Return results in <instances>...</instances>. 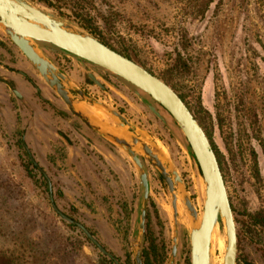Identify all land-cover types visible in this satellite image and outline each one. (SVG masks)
Instances as JSON below:
<instances>
[{"label": "rangeland", "instance_id": "1", "mask_svg": "<svg viewBox=\"0 0 264 264\" xmlns=\"http://www.w3.org/2000/svg\"><path fill=\"white\" fill-rule=\"evenodd\" d=\"M27 1L81 29L85 24L95 37L169 80L200 119L220 161L236 225V263L264 264V231L249 215L264 214V0ZM0 33L2 45L15 51L1 28ZM57 61L72 83L119 111L133 132L174 166L200 220L204 180L176 120L148 93L110 72L88 65L99 86L78 61ZM48 89L43 111L25 110L0 83V253L13 264H135L139 244L145 261L168 264L173 224L165 181L143 157L149 184L139 231L142 195L132 159ZM80 99L85 109L115 126L100 106ZM48 181L60 212L82 223L112 257L53 208ZM178 208L171 264H190L187 214L180 201ZM225 244L219 219L212 264H223Z\"/></svg>", "mask_w": 264, "mask_h": 264}, {"label": "water", "instance_id": "2", "mask_svg": "<svg viewBox=\"0 0 264 264\" xmlns=\"http://www.w3.org/2000/svg\"><path fill=\"white\" fill-rule=\"evenodd\" d=\"M0 28L35 65L45 81L61 97L67 110L131 155L142 186L139 231L144 225L148 179L138 154L145 157L165 181L171 196L173 224L168 264L172 263L177 249V196H179V201L185 207L187 214L185 228L190 240V264H212L211 230L219 219L222 222L226 242L223 264H236V225L216 152L201 123L194 117L191 109L178 92L163 79L129 57L121 55L119 51L108 46L94 35L68 21H64L50 11L32 5L27 0H0ZM37 40L50 42L63 49L65 53L68 52L98 64L117 74L148 93L176 120L178 127L185 135L204 180L202 214L198 224L197 209L194 207L192 198L181 177L176 173L174 166L160 152L154 150L143 138L134 133V125L128 120H123L114 108L90 97L72 83L41 51ZM0 79L2 78L0 77ZM73 93H77L86 102L100 106L105 110L113 118V125L123 129L125 135L103 127L101 122L106 121L93 118L91 112L82 106L81 99ZM80 104L82 105L80 106ZM49 190H51L50 184ZM49 196L53 208L62 218L76 224L102 252L111 256L82 223L60 212L53 202L51 192ZM137 235L139 240L140 235ZM134 259L135 264H142L139 244L136 246Z\"/></svg>", "mask_w": 264, "mask_h": 264}, {"label": "flooded vegetation", "instance_id": "3", "mask_svg": "<svg viewBox=\"0 0 264 264\" xmlns=\"http://www.w3.org/2000/svg\"><path fill=\"white\" fill-rule=\"evenodd\" d=\"M12 43H13L14 47H16L15 51L13 50V48H11L12 46H9L10 48L7 49V48H5V46L2 45L3 44L2 43V37L0 35V77L2 78V79H0V83L4 84L7 89L11 90L15 94L16 100H17L18 104L20 105L19 108L28 110L31 107L33 110H35V108H37V110L43 111L42 106H40V105L48 104V99H49L48 85L49 84L47 83L48 85H45L42 83L40 77L43 80H45V79L42 77V75L40 74L38 69L35 67V65L32 64L28 60V58L19 50L18 46L14 42H12ZM37 43H38L39 47L42 49L41 51L47 56V58L52 63H54L58 67V69L61 72H63V74L65 73V71L63 69L62 63H59L57 61V59H59V60H67V59L72 60L76 64H78V62H79L86 69L87 76H88L89 80H92L93 82H95V84H98L99 86H101V83L93 74V72H95V70L92 68L87 69L88 65L91 67L93 66L94 68H96L97 70H100V71L110 72L112 75L121 79L122 83H124V84L127 83L129 85V83H130V82L128 83L127 80L122 79L117 74L105 69L104 67H102L98 64L86 61V60L81 59L77 56H74L68 52L67 53L63 52V49H61L60 47H58V46H56L50 42L43 41V40H37ZM10 49H11V52H10ZM2 50H5L4 54L7 57H5V56H4V58L2 57V55H4V54H2ZM16 51H19L20 55H17L18 53ZM53 54H56L57 57L55 58V56ZM16 56H19V57H16ZM140 90H142V89H140ZM115 111H117V110H115ZM117 112L119 113V111H117ZM119 115L121 116V118L123 120H128V119H125L120 113H119ZM128 121L130 123H132L130 120H128ZM58 132H60V131H58ZM21 140L23 141L22 137H21ZM23 145L26 149V152L30 156V160L33 163V166L37 167V169L41 172V175L45 179H47L44 172L41 170V168L39 166H37L38 165L37 162L34 160V158H32V155L30 154L29 149L26 147L25 144H23ZM123 152L127 153L130 156V158L132 159L131 155L127 151L123 150ZM138 156L140 158V161L143 165V169L145 170L146 177H147V170L145 168L146 165L144 162L145 159L140 154H138ZM132 161H133V159H132ZM136 172H137V170H136ZM137 176H138V173H137ZM147 179H148V177H147ZM49 184H50V182L48 181V190H49ZM148 184H149V181H148ZM139 186H140V193L142 194V186L140 184V179H139ZM49 192H51V190H49ZM143 254L145 255L143 250L140 251L141 262H142V264H145L146 261L142 257ZM111 257H112V255H111ZM146 259L150 260L149 257H146ZM150 261H153L156 263L158 261V259L157 260H150Z\"/></svg>", "mask_w": 264, "mask_h": 264}, {"label": "trees", "instance_id": "4", "mask_svg": "<svg viewBox=\"0 0 264 264\" xmlns=\"http://www.w3.org/2000/svg\"><path fill=\"white\" fill-rule=\"evenodd\" d=\"M80 26H82V28L84 30L88 31L90 34L96 36L91 30L88 29V27L85 24H81ZM97 38L111 47V45L104 38H102L100 36H98ZM164 81L167 82L170 86H172L168 79L164 78ZM195 118H197V117L195 116ZM198 120L201 123L200 119H198ZM201 125H202V123H201ZM220 167H221V165H220ZM249 215H250V217H253V219H254L252 223L260 224L262 226L263 231H264V214H263L262 210L251 212ZM158 262H159V260L156 263L153 261H150V260H146V264H159ZM0 264H13V263L11 262V259L8 256L0 253Z\"/></svg>", "mask_w": 264, "mask_h": 264}, {"label": "bare ground", "instance_id": "5", "mask_svg": "<svg viewBox=\"0 0 264 264\" xmlns=\"http://www.w3.org/2000/svg\"><path fill=\"white\" fill-rule=\"evenodd\" d=\"M80 106H81V104H80ZM83 106V105H82ZM91 116L93 117V118H95L96 120H100L97 116H95V115H93L92 113H91ZM101 125L103 126V127H105L106 129L108 128V129H110V128H113V129H117L119 132H120V134H122V135H125L124 134V130L123 129H121L120 127H113V126H110L109 124H107V123H105V122H101ZM180 199H179V196H177V202L179 201ZM177 209H179L178 208V206H177ZM199 223V218L197 219V224ZM219 225V220H217L216 221V223H215V225H214V227L212 228V230H211V236H212V239H213V236H214V233H215V230H216V228H217V226ZM212 244V243H211Z\"/></svg>", "mask_w": 264, "mask_h": 264}]
</instances>
